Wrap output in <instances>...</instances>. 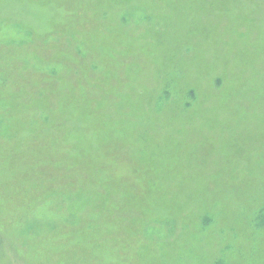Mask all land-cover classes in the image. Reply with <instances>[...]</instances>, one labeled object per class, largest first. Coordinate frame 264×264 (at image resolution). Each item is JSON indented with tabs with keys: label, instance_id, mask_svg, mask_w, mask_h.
Segmentation results:
<instances>
[{
	"label": "rangeland",
	"instance_id": "obj_1",
	"mask_svg": "<svg viewBox=\"0 0 264 264\" xmlns=\"http://www.w3.org/2000/svg\"><path fill=\"white\" fill-rule=\"evenodd\" d=\"M0 264H264V0H0Z\"/></svg>",
	"mask_w": 264,
	"mask_h": 264
}]
</instances>
